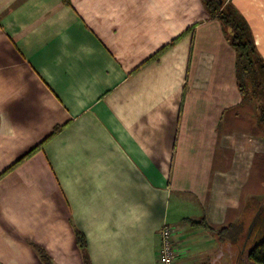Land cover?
Segmentation results:
<instances>
[{
    "label": "crops",
    "instance_id": "crops-1",
    "mask_svg": "<svg viewBox=\"0 0 264 264\" xmlns=\"http://www.w3.org/2000/svg\"><path fill=\"white\" fill-rule=\"evenodd\" d=\"M227 3L264 60V0ZM261 104L201 0H0V173L63 125L0 175V264H84L75 229L89 264H159L163 225L176 264L220 261L261 210Z\"/></svg>",
    "mask_w": 264,
    "mask_h": 264
},
{
    "label": "trees",
    "instance_id": "trees-1",
    "mask_svg": "<svg viewBox=\"0 0 264 264\" xmlns=\"http://www.w3.org/2000/svg\"><path fill=\"white\" fill-rule=\"evenodd\" d=\"M219 0H202L205 10L209 16L215 17L219 20L222 25L223 32L229 43L235 52V80L239 93L244 99L260 100L262 103L261 115H259V121L264 122V60L261 55L257 52L255 47L251 31L243 18V16L230 4L224 3V0L219 3ZM184 33L178 37L173 38L168 44L158 49L150 59H156L166 49L173 45ZM261 88V93L258 90ZM260 97V98H259ZM63 125H56L52 131L39 143L33 146L27 153L9 165L3 170L0 175L4 174L16 164L22 161L23 158L30 155L33 151L40 148L42 144L47 141L51 136L55 135ZM183 222L189 223L192 226L206 227L203 221H194L185 218ZM250 221L244 223L242 220L237 222L229 223L228 225L221 227L213 233L219 240H228L232 244L240 243L243 244L244 239L242 237V229ZM264 228V201L261 206L260 214L256 217L253 224L250 239L254 240L255 234L259 235V229ZM264 230V229H263ZM255 233V234H254ZM242 238V241H241ZM75 240L83 253L84 264H89V259L86 253V239L84 234L75 229ZM249 242V239H247ZM250 240V241H251ZM253 244H249L242 248V252L245 249V259L248 264H264V232L258 240H254ZM33 249L37 252L41 262L43 264H55L48 254V252L37 244H32ZM246 246V247H245Z\"/></svg>",
    "mask_w": 264,
    "mask_h": 264
},
{
    "label": "built area",
    "instance_id": "built-area-1",
    "mask_svg": "<svg viewBox=\"0 0 264 264\" xmlns=\"http://www.w3.org/2000/svg\"><path fill=\"white\" fill-rule=\"evenodd\" d=\"M180 231L176 227L163 225L158 231L157 259L159 264H176V258L181 254L178 237Z\"/></svg>",
    "mask_w": 264,
    "mask_h": 264
},
{
    "label": "rangeland",
    "instance_id": "rangeland-1",
    "mask_svg": "<svg viewBox=\"0 0 264 264\" xmlns=\"http://www.w3.org/2000/svg\"><path fill=\"white\" fill-rule=\"evenodd\" d=\"M201 2H202V0H201ZM224 3L226 4L227 3V0H224ZM202 4H203V2H202ZM204 6V5H203ZM258 92H259V94L261 93V88H259V90H258ZM260 98V97H259ZM258 103L260 102V100H256ZM263 127H264V122H263ZM263 201H264V198H263V200H262V204H263ZM260 214V213H259ZM255 216V215H254ZM253 216V217H254ZM259 216V215H258ZM257 216V217H258ZM255 220H256V218H255ZM250 222H251V220H250ZM250 222H249V224H250ZM249 224L247 225V228H243L242 229V237H243V239H244V235H245V239H244V241H243V244H238V243H236V244H229L228 242H226L225 243V245L222 247V250H223V255H222V259L219 261H217V262H213V260H212V258H213V248H211V263L210 262H206L205 264H248L247 262H246V259H245V254H246V252H245V249H244V252H242V248H244V243L246 244V246H248L249 244H253L254 242H256V241H254V240H251L250 239V235L252 234V233H250V235H249V237H248V239H249V242H248V240L246 241V237H247V231H248V226H249ZM264 228H262L261 227V229H259V235L257 236V240L259 239V238H261V236H262V234H263V232H264V230H263ZM255 234V233H254ZM254 236H256V235H254ZM251 240V241H250ZM241 241H242V238H241ZM245 246V247H246ZM158 260V259H157ZM202 264V263H201Z\"/></svg>",
    "mask_w": 264,
    "mask_h": 264
},
{
    "label": "water",
    "instance_id": "water-1",
    "mask_svg": "<svg viewBox=\"0 0 264 264\" xmlns=\"http://www.w3.org/2000/svg\"><path fill=\"white\" fill-rule=\"evenodd\" d=\"M218 2L221 3L222 1L219 0ZM254 222H255V220L253 219V221H252V222L249 224V226H248L247 237H249V235H250V233H251L252 226H253Z\"/></svg>",
    "mask_w": 264,
    "mask_h": 264
}]
</instances>
